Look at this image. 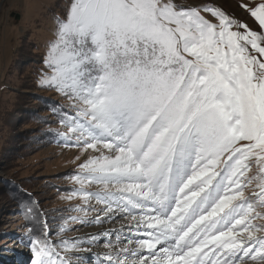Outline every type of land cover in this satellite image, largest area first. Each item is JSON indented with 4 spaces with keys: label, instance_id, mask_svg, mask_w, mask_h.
Instances as JSON below:
<instances>
[{
    "label": "snow or ice",
    "instance_id": "obj_1",
    "mask_svg": "<svg viewBox=\"0 0 264 264\" xmlns=\"http://www.w3.org/2000/svg\"><path fill=\"white\" fill-rule=\"evenodd\" d=\"M203 11L218 23L173 0H72L57 19L41 84L75 112L59 135L98 153L67 198L95 199L105 218L126 213L128 234L104 244L99 264H264V225L253 223L264 219V61L249 52L264 57V34ZM250 14L264 29V2ZM43 237L32 264H72ZM79 244L59 248L90 251Z\"/></svg>",
    "mask_w": 264,
    "mask_h": 264
},
{
    "label": "rangeland",
    "instance_id": "obj_2",
    "mask_svg": "<svg viewBox=\"0 0 264 264\" xmlns=\"http://www.w3.org/2000/svg\"><path fill=\"white\" fill-rule=\"evenodd\" d=\"M173 2L201 9V15L214 24L217 18L203 9H219L234 22L264 34L250 14V9L264 0ZM71 3L72 0H0V264H32L31 240L43 239L44 232H48V239L57 245L61 255L71 257L72 264H78L77 255L84 264H99L98 256L106 251L104 244H115L117 234H128L126 213L116 212L105 218L99 212L103 205L95 199L85 205L79 197L67 198L81 187L72 180L82 174L79 165L98 155L91 149L83 152L74 136L59 135L67 132L61 124L64 114L74 116L75 112L65 96L41 84L42 77L51 75L45 60L55 40L57 19L66 18ZM249 52L264 61L250 47ZM255 172L253 163L250 175ZM257 182L248 185L246 196L258 192ZM84 189L102 191L96 184L84 185ZM78 207L87 208V215L77 211ZM98 214L101 222H87L94 221ZM253 223L264 225V219L257 218ZM61 228L66 230L61 232ZM91 237H96L95 241ZM72 238H79V246L90 251L64 253L59 241ZM242 238L246 239V235Z\"/></svg>",
    "mask_w": 264,
    "mask_h": 264
}]
</instances>
